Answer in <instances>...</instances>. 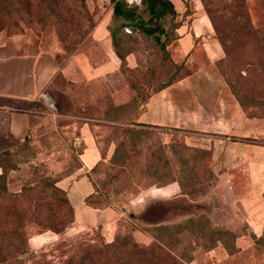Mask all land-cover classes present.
I'll use <instances>...</instances> for the list:
<instances>
[{
	"label": "rangeland",
	"instance_id": "1",
	"mask_svg": "<svg viewBox=\"0 0 264 264\" xmlns=\"http://www.w3.org/2000/svg\"><path fill=\"white\" fill-rule=\"evenodd\" d=\"M17 1L13 13L3 14L0 9L4 24L0 38L34 33L51 43L60 68L72 54L89 49L92 28L112 12L110 0H83V5L81 0ZM125 1L143 8L141 0ZM171 1L176 13L152 20L150 24L159 31L149 36L135 28V21L112 20L116 48L128 53L129 60L124 67L118 61L111 78L84 80L76 71L68 76L58 71L47 88L50 105L45 97L3 102L33 112L28 131L22 134L3 132L8 119L0 118V264H66L77 244L99 245L127 236L148 246L155 225L139 216L146 205L156 202L161 203L158 216L166 218L161 224H177L161 230V238L177 234L174 248L192 255L189 264H264V221L250 229L244 213L231 203L229 184L222 183L210 166L209 152L190 148L187 133L145 128L147 133L126 141V167L117 178L112 177L118 165L110 158L122 140L115 124L134 118L136 101L182 73L185 56L173 40L176 29L187 27L197 15L208 19L224 48L220 68L232 90L250 114H264V0ZM143 15L148 18L146 12ZM83 122L89 123L100 153L99 161L85 172L78 170L81 144H75ZM76 172L86 173L97 190L91 199L95 205L118 209L114 238L108 240L107 230L99 224L66 227L55 239L33 240L50 232V226L62 228L70 219V205L59 181ZM172 179L182 181L183 192L154 193L147 201L141 197L130 205L144 189ZM130 212L138 219L131 218ZM219 227L233 228L229 230L236 234L238 251L228 254L218 243L210 247L212 232Z\"/></svg>",
	"mask_w": 264,
	"mask_h": 264
},
{
	"label": "crops",
	"instance_id": "2",
	"mask_svg": "<svg viewBox=\"0 0 264 264\" xmlns=\"http://www.w3.org/2000/svg\"><path fill=\"white\" fill-rule=\"evenodd\" d=\"M113 19L111 12L109 17L98 20L90 32L89 49L72 54L61 68L51 43L43 42L34 33L0 38V118L8 119L3 132L26 133L33 112L3 102H30L49 96L47 88L58 71L66 76L76 71L84 80L111 78L116 74L118 61L119 65L121 62L112 43ZM173 43L185 56L182 73L142 100L130 122L185 132L190 146L210 151V166L233 191L231 203L244 213L250 229H256L264 221V114H250L232 92L220 68L224 49L205 16L197 15L187 27H178ZM128 60L127 54L126 63ZM116 99L121 100L119 94ZM79 131L78 170L85 172L99 161L100 153L89 123H81ZM59 182L74 210V221L67 228L100 224L107 230L104 233L107 239H113L120 213L114 207L95 208L86 204L85 198L95 191L88 175L76 172ZM179 189L175 181L146 188L130 205L133 207L132 203L141 197L147 201L154 193L164 196ZM60 234L45 232L33 240L45 236L55 239ZM235 247L238 251L237 243Z\"/></svg>",
	"mask_w": 264,
	"mask_h": 264
},
{
	"label": "trees",
	"instance_id": "3",
	"mask_svg": "<svg viewBox=\"0 0 264 264\" xmlns=\"http://www.w3.org/2000/svg\"><path fill=\"white\" fill-rule=\"evenodd\" d=\"M82 1L83 0H81V5H83L84 3ZM17 3H19L17 0H0V9H3V14H6L8 12L13 13L14 10L12 8L17 5ZM110 3L112 4L114 19L122 18L123 20L129 22L135 21V28L139 29L148 36L159 31L158 27H156L154 24H150L152 20L160 19L168 14L173 15L176 13V9L171 0H141V4L143 5V8L141 10L138 6L129 5L125 0H110ZM42 4H44V2ZM144 12L148 14L147 19L143 15ZM3 25L4 24L0 20V31L3 29ZM110 31L114 51L120 59L121 67H124L126 65V55L128 53L121 54L117 50L116 31L112 29V27L110 28ZM222 60L220 61V65L222 64ZM228 83L230 85L229 81ZM232 92L234 93L240 104L244 106V103L236 95V93L233 90ZM140 102V100L136 101L135 106L138 107ZM127 119L128 120H126L125 122H118L115 124L117 125L116 127L121 130V133L119 135L122 136V140L115 145L110 158V162L112 164L118 165L117 172L115 174H112L113 178H117L118 175H120L126 167V141H131V138L140 137L142 134L147 133L146 131H144L145 128L153 127L147 126L146 124L142 123L130 122L129 118ZM114 137L116 138L118 137V135L114 134ZM189 147L197 151L203 150L202 148L193 147L190 145ZM205 151L208 150L205 149ZM208 152L210 156V151ZM172 181H176L180 187V190L183 192L184 185L182 181L178 179H172ZM140 184L141 182L137 183V185ZM165 184L167 183L157 186H163ZM96 192L97 190L95 189L93 193L89 194L85 198V202L89 206L101 208L95 205L94 201H91ZM138 193L139 191H137L136 194ZM66 202L70 205V219L66 222V224L63 225L62 228L50 226L49 230L56 233H61L66 229V227H68V224H71L74 221V210L70 201L68 200L67 195ZM160 206V202L151 203L146 205V207L140 211V219H143L147 224L155 225L153 229L154 233H152L153 242L150 245L140 246L136 241L132 240V238L128 236L126 238L124 237L122 241L116 239L112 242H102L99 245H95L92 243L77 244L75 246V248H78L77 251L73 252L66 264H189L192 260V255L177 253L176 249L174 248V245H176L177 234H175L174 232H170V234L166 237V240H164V238H161L162 236L159 234L161 230H164L166 228H174L177 226V224H170L169 226H164L161 224V222H163L166 218L158 216L159 208H161ZM129 216L131 218L138 219L137 214H135L134 212H130ZM191 220L192 218L190 219V221ZM212 237L213 245H211L210 247L220 242L229 254L237 251V248L235 247L236 234L233 231L227 228H215V230L212 232ZM254 238L260 240V237L257 238L256 236H254ZM164 252L167 255L165 256V258H161Z\"/></svg>",
	"mask_w": 264,
	"mask_h": 264
},
{
	"label": "built area",
	"instance_id": "4",
	"mask_svg": "<svg viewBox=\"0 0 264 264\" xmlns=\"http://www.w3.org/2000/svg\"><path fill=\"white\" fill-rule=\"evenodd\" d=\"M44 99H46L45 101H46L47 104H49V105L51 104V102H49V101H51V100L48 98V96H47V97L45 96Z\"/></svg>",
	"mask_w": 264,
	"mask_h": 264
},
{
	"label": "water",
	"instance_id": "5",
	"mask_svg": "<svg viewBox=\"0 0 264 264\" xmlns=\"http://www.w3.org/2000/svg\"><path fill=\"white\" fill-rule=\"evenodd\" d=\"M75 144H78V141H76V143Z\"/></svg>",
	"mask_w": 264,
	"mask_h": 264
}]
</instances>
